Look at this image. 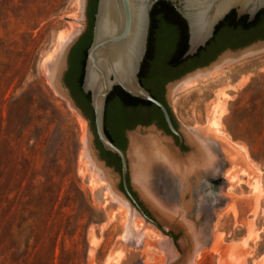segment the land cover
Masks as SVG:
<instances>
[{"label": "rangeland", "instance_id": "rangeland-1", "mask_svg": "<svg viewBox=\"0 0 264 264\" xmlns=\"http://www.w3.org/2000/svg\"><path fill=\"white\" fill-rule=\"evenodd\" d=\"M64 16L78 17L77 0H0V264L120 259L111 250L123 237V216L94 199V165L83 182L85 121L55 95L44 70L61 37L79 26ZM170 104L185 126L213 134L237 162L225 169L233 200L212 224V234L222 235L220 250L203 251L195 264H220L230 244L243 264H264V50L223 64L178 90ZM219 113L215 132L210 121ZM231 168L235 180L227 176ZM141 233L162 239L149 227ZM145 253L147 264L162 262V250L146 244Z\"/></svg>", "mask_w": 264, "mask_h": 264}, {"label": "water", "instance_id": "water-1", "mask_svg": "<svg viewBox=\"0 0 264 264\" xmlns=\"http://www.w3.org/2000/svg\"><path fill=\"white\" fill-rule=\"evenodd\" d=\"M158 0H98L93 40L87 49L82 89L90 93L94 121L80 96L73 100L64 84L67 55L70 47L86 25V0H77L78 17L64 16L79 26L61 41L52 59L45 63L48 84L56 96L64 98L68 107L85 121L81 141V158L88 162L83 182L87 184L91 167L97 173L94 199L105 212L122 206L124 234L111 250L120 253L117 264H147L145 245L162 250L165 260L153 264H192L196 253L209 248L215 235L212 224L216 216L233 200L226 192L225 169L236 161L223 154L225 146L213 134L185 126L173 113L172 96L185 86L214 72L225 63L264 50V39L236 49H223L205 66L192 69L165 85V97L175 120L174 126L167 107L141 84L138 73L147 50L150 11ZM188 26V47L182 58L195 54L213 36L216 25L235 9L238 17L248 20L264 8V0H169ZM114 86L128 94L150 101L160 108L170 131L185 141L186 154L179 157L171 137L153 124H137L126 131L124 150L114 144L104 128L106 99ZM96 138L103 149L120 159V171L106 165L99 156ZM199 171V172H198ZM207 181L203 189L202 180ZM120 182L123 189L120 188ZM147 215L139 206L138 200ZM149 227L162 236L150 242L141 233Z\"/></svg>", "mask_w": 264, "mask_h": 264}, {"label": "trees", "instance_id": "trees-1", "mask_svg": "<svg viewBox=\"0 0 264 264\" xmlns=\"http://www.w3.org/2000/svg\"><path fill=\"white\" fill-rule=\"evenodd\" d=\"M263 12L264 8L261 9L251 21L248 20L247 15L238 17L234 10L229 12L225 18L216 25L214 34L206 45H222L221 50H223L227 47H242L255 41L257 37H254V26L258 23L260 15ZM227 22L234 28L233 37H228L222 33V27ZM175 26L181 31L180 38L176 42V45L173 37ZM247 38L248 41H245ZM187 47V32L184 19L174 11L169 0L156 1L150 11L147 50L138 73L141 84L145 87L144 81H141V74L146 72L147 67L151 66L153 74L157 78H161L165 74L166 64L175 65L193 57L195 54L182 58ZM200 49L202 48L198 50ZM152 51L153 55L151 56ZM145 76L147 77V75ZM146 82L148 83V81ZM74 92L77 96H80L84 107L89 111L94 121L90 93L84 92L81 88V84H78L74 88ZM149 92L151 93V91ZM151 94L158 99L153 93ZM158 100L161 101L160 99ZM152 105L153 103L150 101L128 94L120 86H114L107 96L104 115V128L109 139L124 150L125 143L124 139H122V131L124 129H132L137 124H149L150 122L145 121L144 118L147 115L155 114V111L148 107ZM99 147L103 149L100 143ZM103 153L106 155L109 152L104 151ZM115 161H117V166L115 167L120 171L121 164L119 158L117 157Z\"/></svg>", "mask_w": 264, "mask_h": 264}, {"label": "flooded vegetation", "instance_id": "flooded-vegetation-1", "mask_svg": "<svg viewBox=\"0 0 264 264\" xmlns=\"http://www.w3.org/2000/svg\"><path fill=\"white\" fill-rule=\"evenodd\" d=\"M97 2H98V0H86V4H85L86 25H85V28L81 33H79L77 39L75 40V42L70 47V50H69L68 55H67V70H66L65 79L63 82H64L66 88L68 89V92H69V94L73 100L76 99V93L74 92V88L78 84H81V88H82V80H83V74H84L85 60H86V56H87V49L93 40V28H94L95 13H96V9H97ZM170 4H171L172 8L174 9V11H176L180 15V13L177 11L178 5L172 1H170ZM233 10L235 11V9H232L231 11H233ZM181 18L184 19L182 16H181ZM184 21L186 24L187 43H188V26H187V22L185 19H184ZM254 29H255L254 37H257L256 40L264 39V12L260 15V19H259L258 23L255 24ZM233 31H234L233 26L228 22L225 23L222 27L223 35H226L228 37H233V33H234ZM180 32H181L180 29L176 27L174 35H173L175 45H176V42L180 38ZM245 41H248V38L245 39ZM200 48H202V49L198 50L195 53V55H193V57H191L188 60L182 61V62L177 63L175 65L166 64L165 65V68H166L165 74L161 78H157L153 74L151 66L147 67L146 72H143L141 74V81H144L145 87L149 91H151V93H153L156 97H158V99H160L161 102L169 110V112L171 114L172 122H173L175 127H176L175 120L173 118V115L170 111V108L167 104L166 97H165V85L168 82L173 81L174 79L178 78L181 74H183L187 71H190L192 69H196L198 67L205 66L219 52L222 51L221 50L222 45H218V46L205 45V46L200 47ZM227 48L228 49H236V48H230V47H227ZM227 48H225V49H227ZM237 48H239V47H237ZM172 52H173V50H172ZM152 55H153V51L151 53V56ZM151 62H152V60H151ZM145 75H147V77ZM146 79H148V80H146ZM146 81H148V83ZM148 107L152 108L155 111V114L154 115H147L144 119H145V121H149L150 123L147 125H144V124H141V125L148 126V125L153 124L156 129L161 131V133L165 134L166 136H170L171 137V143L175 147V151L172 153L175 155H179V157L184 156V154H186V147H187L185 141L182 140L177 134H174L170 131V129L168 128L166 121L164 119L163 113L158 106L153 104L152 106H148ZM144 109H146V108H144ZM176 129H177V127H176ZM127 130L128 129H124L122 131V134H121L122 139H124V142H125ZM99 143L100 142L96 138V144H97V147L99 149L100 158L105 161L106 165L112 166L113 168L116 169L115 166H117V161H115V159H117L118 156L116 154L110 152V151H106V150L100 148ZM103 150L106 152H109V153L105 155L103 153L104 152ZM201 186L203 187V189H206L207 181L205 179L202 180ZM120 188L123 189L121 182H120ZM132 193H133V191H132ZM133 195H134V193H133ZM134 197L136 198L135 195H134ZM138 203H139V206L143 209L144 213L147 215L144 207L142 206V204L140 203L139 200H138Z\"/></svg>", "mask_w": 264, "mask_h": 264}, {"label": "bare ground", "instance_id": "bare-ground-1", "mask_svg": "<svg viewBox=\"0 0 264 264\" xmlns=\"http://www.w3.org/2000/svg\"><path fill=\"white\" fill-rule=\"evenodd\" d=\"M66 36H62L61 37V41L65 38ZM60 41V43H61ZM217 70V69H216ZM215 70V71H216ZM214 71V72H215ZM214 72H212L210 75H212ZM209 76V75H208ZM207 77V76H206ZM206 77L198 80V81H201L203 79H205ZM198 81L196 82H193L187 86H185L184 88H187L189 86H192L194 85L195 83H197ZM182 88V89H184ZM221 113V111H220ZM220 113L218 115H213V117L211 118V121H210V127L213 129V131L215 132H220V129H219V126H220ZM83 153V151H82ZM83 160V159H82ZM237 171L234 169V168H231V169H228L227 171V176L228 178H230L231 180H235V178L237 177ZM258 203H259V195L256 194L255 195V198H254V207L257 208L258 207ZM123 210V207L122 206H118L117 207V211L118 212H121ZM123 222H124V217H123ZM217 232V231H216ZM221 240H222V235L221 233H215V237L210 245L209 248L207 249H202L200 251H198L192 261V264H195L196 260L202 255V252L203 251H215V252H218L220 250V244H221ZM235 245L233 244H230L227 246V248L224 250V252H221V258H220V264H243V259L238 257L235 252ZM165 260V257L161 258V261L163 262Z\"/></svg>", "mask_w": 264, "mask_h": 264}]
</instances>
